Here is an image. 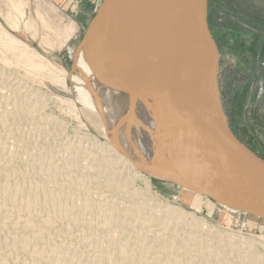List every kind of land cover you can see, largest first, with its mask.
I'll use <instances>...</instances> for the list:
<instances>
[{
    "label": "rangeland",
    "instance_id": "rangeland-1",
    "mask_svg": "<svg viewBox=\"0 0 264 264\" xmlns=\"http://www.w3.org/2000/svg\"><path fill=\"white\" fill-rule=\"evenodd\" d=\"M99 2L0 0V161L13 162L21 172L19 182L11 181L10 188L32 193L35 183L41 184L69 206L88 197L74 217L51 225L54 231L75 220L89 222L70 238L57 236L59 254L68 260L86 263L102 243L109 250L121 243L129 253L138 252L151 262L157 256L161 263L177 256L176 264H264V219L224 207L178 183L176 177L141 170L150 176L157 199L204 217L219 233L239 232L261 244L221 243L219 236L211 242H202L205 236L191 242L171 238L166 230L150 226L136 207L135 191L145 188L144 177L106 148L130 146L124 127L111 133L106 128L108 121L128 114L131 103L118 97L122 110L101 121L80 96L82 86L74 73L77 48ZM209 17L220 51L219 87L228 121L235 134L264 157V0H209ZM87 132L92 138L85 136ZM176 166L179 169L180 163ZM5 175L16 177L10 170ZM130 220L134 225L128 227ZM94 232L96 242L83 245V235ZM208 247L215 250L211 258L206 255Z\"/></svg>",
    "mask_w": 264,
    "mask_h": 264
},
{
    "label": "water",
    "instance_id": "water-1",
    "mask_svg": "<svg viewBox=\"0 0 264 264\" xmlns=\"http://www.w3.org/2000/svg\"><path fill=\"white\" fill-rule=\"evenodd\" d=\"M81 57L100 82L155 101L191 129L178 183L264 219V157L235 134L223 108L209 0H100ZM198 141L205 149L195 167Z\"/></svg>",
    "mask_w": 264,
    "mask_h": 264
},
{
    "label": "bare ground",
    "instance_id": "bare-ground-1",
    "mask_svg": "<svg viewBox=\"0 0 264 264\" xmlns=\"http://www.w3.org/2000/svg\"><path fill=\"white\" fill-rule=\"evenodd\" d=\"M74 73L79 78L82 86L79 87L81 90L80 96L86 97V102L96 111V115L101 121L107 122L110 116L122 110L118 97H123L131 103L130 112L124 117L114 122L112 121L113 123L108 121L106 128L107 133H111L117 131L118 127H124L126 133L131 137L130 146L124 147L120 145L124 148H121L122 151H117L118 147H120L119 145L116 148L109 144L106 148L114 152L113 154L124 165L126 164L128 168L135 167L137 176L144 177L145 188L141 186L136 188L135 192L139 195V200L135 204L143 214V218L146 217L153 223H150V226H154L156 230H166L165 232H169V237H179V240L182 239V241L191 242L201 236H205V238L202 237L203 240L201 241L211 242L212 238L219 236L221 243L234 241L247 243V246L261 244V242H258L254 238L245 236L239 232L224 231L223 233H219L215 226L204 217L197 216L194 212L186 210L182 206L159 198L157 199L156 194L152 191L150 176L143 175L141 170L144 169L151 174L162 175V177H176L177 174L179 176L182 173L186 152L193 143L191 141L194 133H192L191 129L180 123L175 116L155 101L125 93L120 89H114L112 86L100 82L95 78L93 67H89L82 57L76 60ZM34 95L36 96L35 93ZM94 96L98 98V102L92 98ZM85 136L89 139L92 138V134L89 132ZM124 139L122 140L124 141ZM96 141L98 142L99 140ZM194 148L197 151L194 165L195 167H199L203 159L202 153L205 146L202 142L198 141ZM179 163L180 167L178 169L176 165ZM6 170H10L13 174H16V177L9 178L6 176ZM2 172L4 173V177H0L1 264H87V262H96V264L178 263L177 256H168L164 263H161L158 256L154 262L143 260L138 252L132 251L129 253L127 246L121 243L115 245L113 250L107 249L102 243L86 263L82 259L68 260L62 258L64 256L61 257L59 254L57 236L63 239L70 238L76 231H83L86 225H89V222L87 219L82 221L75 220V222L54 231L51 229V225L55 220L74 217L80 211L79 207L87 204L88 197L84 195L82 198L77 199L74 203L75 205L69 206L67 201L54 198L49 187L46 188L36 183V187L32 193H23L18 190L14 192L10 188V182H19L18 179L21 178V172L15 168L13 162L5 164V162L0 161V175ZM32 202H34V205H31ZM43 211H46V214L42 216ZM113 221L116 222L117 218L113 217ZM126 224L128 227L134 225L131 220ZM145 225L147 226L148 224ZM163 231L162 233L165 234ZM95 240H97V233L95 232L83 235V245H87L89 242ZM214 252V249L208 247L207 257H213Z\"/></svg>",
    "mask_w": 264,
    "mask_h": 264
},
{
    "label": "trees",
    "instance_id": "trees-1",
    "mask_svg": "<svg viewBox=\"0 0 264 264\" xmlns=\"http://www.w3.org/2000/svg\"><path fill=\"white\" fill-rule=\"evenodd\" d=\"M253 16V18L252 19H254V18H256V16L255 15H252ZM209 26H210V28H212V22H211V20H210V17H209Z\"/></svg>",
    "mask_w": 264,
    "mask_h": 264
}]
</instances>
